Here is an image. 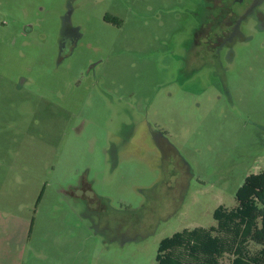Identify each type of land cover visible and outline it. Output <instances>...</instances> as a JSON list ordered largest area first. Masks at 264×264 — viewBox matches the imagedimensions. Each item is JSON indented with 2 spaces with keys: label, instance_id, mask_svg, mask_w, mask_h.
Segmentation results:
<instances>
[{
  "label": "rangeland",
  "instance_id": "374dc122",
  "mask_svg": "<svg viewBox=\"0 0 264 264\" xmlns=\"http://www.w3.org/2000/svg\"><path fill=\"white\" fill-rule=\"evenodd\" d=\"M205 3L0 0V264H156L264 169V2Z\"/></svg>",
  "mask_w": 264,
  "mask_h": 264
},
{
  "label": "trees",
  "instance_id": "16d2710c",
  "mask_svg": "<svg viewBox=\"0 0 264 264\" xmlns=\"http://www.w3.org/2000/svg\"><path fill=\"white\" fill-rule=\"evenodd\" d=\"M234 199L232 207L214 209L213 225L162 238L156 264H222L223 258L227 264H264V169L248 174Z\"/></svg>",
  "mask_w": 264,
  "mask_h": 264
},
{
  "label": "flooded vegetation",
  "instance_id": "af4514ba",
  "mask_svg": "<svg viewBox=\"0 0 264 264\" xmlns=\"http://www.w3.org/2000/svg\"><path fill=\"white\" fill-rule=\"evenodd\" d=\"M205 7L209 13L205 14L206 20L212 21L214 25V37L218 42L226 41L240 34L239 25L244 17L249 14L255 6L260 5L264 0H205ZM105 20L118 24V18L114 16H104ZM69 15H65L64 20L68 27ZM66 30V28H65ZM211 32V31H210ZM219 32V33H218ZM65 38V34H64ZM224 41V42H225Z\"/></svg>",
  "mask_w": 264,
  "mask_h": 264
},
{
  "label": "crops",
  "instance_id": "0c3cea01",
  "mask_svg": "<svg viewBox=\"0 0 264 264\" xmlns=\"http://www.w3.org/2000/svg\"><path fill=\"white\" fill-rule=\"evenodd\" d=\"M10 175V174H9ZM9 175H2V177L0 178L1 179V181H2V183L0 184V194H2V195H0V202L1 201H3L5 198H4V194L5 193H8V192H11V185H10V177H9ZM18 183L17 182H15V185H14V190L16 191L17 189H18ZM5 200H7V199H5ZM29 205H31V204H29ZM22 207H24L23 205H21V208ZM26 208H27V206H25ZM24 207V208H25ZM23 208V209H24ZM6 208H4V206H3V204H1L0 203V211H2V212H4V213H7V212H9V211H7L6 212V210H5ZM22 209V210H23ZM13 211V210H12ZM12 211H10V213L12 212Z\"/></svg>",
  "mask_w": 264,
  "mask_h": 264
}]
</instances>
